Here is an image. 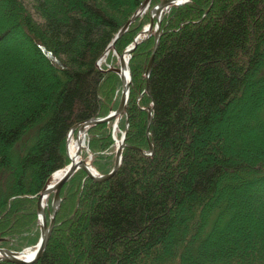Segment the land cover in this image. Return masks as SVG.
<instances>
[{"label":"trees","instance_id":"16d2710c","mask_svg":"<svg viewBox=\"0 0 264 264\" xmlns=\"http://www.w3.org/2000/svg\"><path fill=\"white\" fill-rule=\"evenodd\" d=\"M142 1L0 0V246L37 243L38 196L69 163V131L118 107L120 77L97 61L133 42L140 16L115 35ZM150 38L129 62L121 165L103 181L72 175L31 264H264V0L173 6L141 81L134 57L149 58ZM22 39L30 54L11 51ZM113 122L88 129L102 173Z\"/></svg>","mask_w":264,"mask_h":264},{"label":"water","instance_id":"95a60500","mask_svg":"<svg viewBox=\"0 0 264 264\" xmlns=\"http://www.w3.org/2000/svg\"><path fill=\"white\" fill-rule=\"evenodd\" d=\"M151 1L152 0H143L140 7L137 9V11L121 26V28L118 30V32L115 36V40H116V38L121 36L129 28L131 23L138 16L143 14L146 10H148L150 13L153 9L158 8L159 13H160V21H159V23H157L155 30H154L155 42H154L153 51L150 55L148 66H147V71H146L147 78L150 74V71H151V68L153 65L154 55H155V52L157 50L159 40L161 37L160 27L162 25V22H163L164 16H165V12L163 11V7H165V6H167V7L177 6V5H180L182 3L187 2L188 0H160L157 4H155L153 6L150 5ZM170 9H168V11H170ZM152 27H153V22L151 20L149 28H152ZM148 31L149 30L145 29V27H144L135 36L134 44L131 45V47L127 46L126 49H124L123 52H121V53L116 52L118 55V58H119V62H120L119 65L120 66L119 67H113V70L118 73V75L120 76L121 81H122V92H121L118 107L103 117L90 118V119H88L82 123L75 124L71 128V130L69 131L68 135L73 133L78 128H87V131H88V129L94 124H97L99 122H109L115 118H116V120H115L114 128H115V126H117L119 118L124 113H126L127 104H128V100H129L130 82H131V73H130V80L128 82H126L124 80L123 75H122V72H123L122 68L124 67V61H123L124 55L129 54V60H130L132 52L137 48L139 43L146 40L147 38H149L153 34V32H148ZM141 34H143V35L145 34V36L142 37L139 41H137V38ZM115 40L111 44L113 47L115 44ZM128 68H129V65H128ZM146 90H148V81L146 84ZM154 111H155V101L152 100V107L150 109L149 117H148V121H147L146 133L148 136L150 133L149 125H150V122L154 116ZM126 134H127V130H125L124 133L121 135V142L118 143V145L116 147L115 161H114L112 169L109 172L102 173V174L99 173L94 168L92 161H89L86 159H81L78 161L69 159L70 162L67 165V168H66L64 174L56 183H54L53 185H49V181H50V178H49L46 185L44 186V188L42 189V191L40 192V194L38 196L37 203H38V213H40L41 212V205L40 204H41L42 198L45 195H49V194L53 193V197L51 199L50 206H49V210H50L49 218H50V220H48L47 217H45L42 222L39 220L40 224H41V236H40L37 244L35 245L36 248L34 249V254H33L32 258H30L29 260H26V261H22L19 259V255L22 253V250L17 251L14 249H10L8 247L0 246V260H7V261L14 262L16 264H31V263L35 262L36 260H38L39 257L42 255V253H43V251L47 245V242L49 240V237L52 233V230H53V227L55 224L56 215H57V212L60 208L61 201H62L61 189L64 186V184L79 169L84 170L89 177H91L97 181H103V180L109 179L116 172V170L119 168V166L121 165L123 149L126 146H129L128 143L126 142ZM148 144H149V149L147 152H144V154H146V155L152 154L153 150H154V145L149 138H148ZM67 155H68V151H67Z\"/></svg>","mask_w":264,"mask_h":264},{"label":"rangeland","instance_id":"374dc122","mask_svg":"<svg viewBox=\"0 0 264 264\" xmlns=\"http://www.w3.org/2000/svg\"><path fill=\"white\" fill-rule=\"evenodd\" d=\"M159 1L160 0H152L150 5L153 6V5L157 4ZM169 13H170V11H168L165 14V16H164V20H163L162 25L160 27V32L161 33H162V30H163V26L165 24V19H166L167 15ZM150 22H151V16H150L149 12L147 11L146 14L140 16L139 21L137 22V28H136L135 36L147 24H150ZM150 37H151L150 39L152 40V43H153L154 40H155L154 32H153V34ZM10 43L9 44H10L11 51L15 52L18 55H22V54L23 55H26V54H30V52H31L30 44L27 41H25L24 39L11 41ZM149 58H150V56H149ZM149 58H148V48H146V47L140 48L139 51L137 52V54L134 57V64L139 69V73H140V77H141L140 80L141 81L144 80V77H146V71H147V66H148ZM129 62H130V60H129ZM119 63H120L119 62V58H118V55L115 52V49L114 48L108 49L102 55V57L97 61V65H98L99 68H102V69H111L112 71H114L113 70V67H116V66L118 67L119 66ZM129 67H130V64H129ZM114 72L116 73V71H114ZM130 72H131V70H130ZM121 92H122V84L120 85V87H118V89L116 90V93H115V99L117 98L116 100L118 102L120 100ZM137 93L139 94L137 96V100H139L140 97H141V94H142L141 91H140V88H137ZM20 98H22V97H20ZM244 105H245L244 102L241 101L240 104L238 105V108L239 107L242 108V107H244ZM151 107H152V102L147 103V106H146L147 113L150 112ZM124 114L119 118L118 125H119V122L120 121H123V125H127L128 124V122H125ZM114 122H113V124H115ZM123 128L125 129V127H123ZM123 128L121 129V128L117 127L116 130L113 129V131H114L113 132L114 139L116 137H120L124 133ZM116 147H117V145H116V140H115L114 150L113 151L112 150L111 151H106V153H101L102 155L100 157H98L99 163H101V164L103 163L104 165H106V161L108 160V154L109 155H112V160L114 162L115 161V155H116ZM82 155H83L84 159L89 160V161H92L93 166L95 167L94 160H95L96 154L93 151H91L90 148L89 149L88 148H85L82 151ZM96 170L99 173H102L97 168H96ZM38 222H39V219H38ZM39 225H40V234H39V237H40V235H41V224H40V222H39ZM33 246L34 245H28V246L26 245L22 249H24L26 247H33Z\"/></svg>","mask_w":264,"mask_h":264},{"label":"bare ground","instance_id":"6f19581e","mask_svg":"<svg viewBox=\"0 0 264 264\" xmlns=\"http://www.w3.org/2000/svg\"><path fill=\"white\" fill-rule=\"evenodd\" d=\"M172 7H163V11L165 12V14L168 12V9H170ZM150 16H151V20L153 22V27H150V24H147L145 26V29H148V32H154L155 27L157 25V23H159L160 21V13L158 8L153 9L150 12ZM145 34H141L138 38L137 41H139L142 37H144ZM134 44V41L131 42L128 47H131V45ZM124 67L122 68V75L123 78L126 82H128L130 80V68H128L129 65V54H125L124 55ZM120 66V65H119ZM122 82V81H121ZM119 127L118 124L117 126H115L114 128V124H113V128L116 130V128ZM87 128H78L76 129L73 133H71L70 135L67 136V142H66V147H67V151H68V157L70 160H81L84 159L83 155H82V151L85 148L89 149V145H88V141H87ZM116 145H118V143L121 142V136L120 137H116ZM70 162V161H69ZM69 163H67L64 167L54 171L52 173V176L50 177V181H49V185H53L54 183H56L64 174L67 165ZM95 168V167H94ZM96 169V168H95ZM50 198H51V194L49 195H45L42 200H41V212L39 213V220L42 222L43 219L45 217H49L50 215V210H49V206H50ZM36 247H32V248H25L22 250V253L19 255V259L22 261H26L29 260L30 258H32L33 254H34V249Z\"/></svg>","mask_w":264,"mask_h":264}]
</instances>
